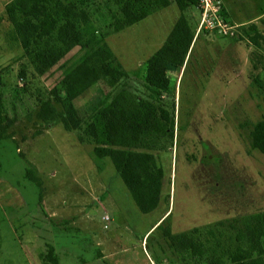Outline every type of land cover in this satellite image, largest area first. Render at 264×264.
<instances>
[{"label": "rangeland", "instance_id": "1", "mask_svg": "<svg viewBox=\"0 0 264 264\" xmlns=\"http://www.w3.org/2000/svg\"><path fill=\"white\" fill-rule=\"evenodd\" d=\"M0 0V15L4 4ZM234 37L202 31L193 37L181 68L168 63L169 92L152 98L143 65L163 43L179 15L175 4L151 12L120 31L99 25L126 76L111 90L98 84L75 102L82 120L102 93L120 94L125 105L146 103L174 118L172 134H152L145 147L163 170L156 207L141 212L109 158L98 159L81 129L67 131L59 118L37 117L62 69L28 63L0 19V98L12 120L0 138V264H14L22 244L41 259L46 244L62 264H206L171 237L245 215L264 212V154L250 145L253 125L264 119V45L244 33L248 24L264 34V0H221ZM191 32L197 7L183 11ZM250 33L252 31H249ZM260 52L262 56H254ZM79 54L73 49L65 55ZM57 112L60 106L53 101ZM29 168L40 186L25 178ZM10 260V262H9Z\"/></svg>", "mask_w": 264, "mask_h": 264}, {"label": "trees", "instance_id": "2", "mask_svg": "<svg viewBox=\"0 0 264 264\" xmlns=\"http://www.w3.org/2000/svg\"><path fill=\"white\" fill-rule=\"evenodd\" d=\"M172 3L180 13L161 46L143 65L145 86L155 99L171 89L167 64L181 68L184 63L195 32H191L183 11L197 7V0H9L0 15L9 24L7 40L20 46L30 65L41 71L57 64L62 69L52 96L39 101L37 117L45 122L59 118L67 131L81 129L80 139L84 136L94 144L96 158H109L143 213L158 204L163 170L151 152L132 148L145 147L152 134L171 135L173 116L150 103L141 108L128 107L122 95L109 98L108 92L102 93L98 104L82 120L75 102L92 86L98 84L100 90H111L126 76L99 25L120 31ZM223 15L226 18L224 6ZM249 23L244 33L259 49L264 45V34L256 23ZM73 49L79 54L65 58ZM254 56L258 60L262 53L256 51ZM53 101L59 104L60 112ZM11 123L0 98V138ZM250 145L264 154V119L253 125ZM24 176L40 186V179L31 169L26 168ZM171 240L206 264H264V212L195 227L191 233L172 236ZM41 261L58 264L52 244H46Z\"/></svg>", "mask_w": 264, "mask_h": 264}, {"label": "built area", "instance_id": "3", "mask_svg": "<svg viewBox=\"0 0 264 264\" xmlns=\"http://www.w3.org/2000/svg\"><path fill=\"white\" fill-rule=\"evenodd\" d=\"M199 19L195 35L200 32H214L222 36L232 37L235 35L237 25L228 24L223 15L221 0H197Z\"/></svg>", "mask_w": 264, "mask_h": 264}, {"label": "crops", "instance_id": "4", "mask_svg": "<svg viewBox=\"0 0 264 264\" xmlns=\"http://www.w3.org/2000/svg\"><path fill=\"white\" fill-rule=\"evenodd\" d=\"M8 2V1H7ZM55 252L58 256V264H62L60 257H59V253H58V248H56V246H54ZM20 249V251L22 252L21 256L22 258H19L15 261L14 264H42L41 259H39V256L35 253H32L33 251H35L34 246L29 244H22L19 245L18 247ZM10 262V260H9ZM90 264H103L102 262L98 261V260H92L91 262H89ZM70 264H82V258L76 259L73 262H71ZM83 264H87V263H83Z\"/></svg>", "mask_w": 264, "mask_h": 264}]
</instances>
